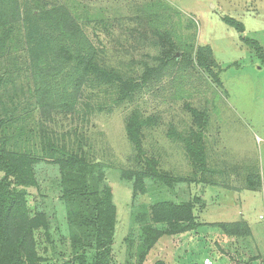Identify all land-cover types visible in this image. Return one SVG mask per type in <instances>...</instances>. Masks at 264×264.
Segmentation results:
<instances>
[{
	"label": "rangeland",
	"instance_id": "1",
	"mask_svg": "<svg viewBox=\"0 0 264 264\" xmlns=\"http://www.w3.org/2000/svg\"><path fill=\"white\" fill-rule=\"evenodd\" d=\"M19 3L24 16L29 11L68 8L95 44L100 64L125 78H140L148 69L155 70L147 85L124 103H115V89L86 85L72 113H43L24 80L0 92V115L8 119L2 135L12 139L9 144L14 150L39 160L33 165L37 185L13 187L27 194L30 209L44 214L49 224L50 241L42 233L37 238L39 252L47 257L44 264H78L62 199V171L47 156L44 142L48 140L59 150L84 155L97 164L93 175H102L99 190H111L116 209L111 264H264V63L241 40L256 39L264 55V0ZM225 16L243 24L242 36L223 21ZM166 38L174 42L173 49ZM206 46L219 67L212 68L216 76L186 55ZM19 51L1 58L2 71L8 64L15 65L18 57L20 63L26 61L25 50ZM192 109L208 114L204 131L208 183L200 182L202 176L179 139L197 131ZM133 112L152 119L143 129L145 158L156 160L161 173L183 182L168 187L147 179L145 191L134 193L131 173L143 165L136 161L126 134ZM255 172L261 177V191H242L247 188L246 177ZM212 187L216 200L198 218L203 225L176 236L163 235L149 248L148 228L167 229L152 222L154 205L187 202ZM242 213L252 228L251 238L237 240L209 225L237 222ZM86 251L92 264L95 250L90 246Z\"/></svg>",
	"mask_w": 264,
	"mask_h": 264
},
{
	"label": "trees",
	"instance_id": "2",
	"mask_svg": "<svg viewBox=\"0 0 264 264\" xmlns=\"http://www.w3.org/2000/svg\"><path fill=\"white\" fill-rule=\"evenodd\" d=\"M223 21L242 36L245 31L242 23L227 16ZM165 40L171 42L173 49L174 42L169 38ZM241 40L253 48L264 63L259 41L243 37ZM21 47L27 59L20 63L18 57L13 62L15 65L8 64L5 70L0 69V92L10 84L16 86L18 80H24V87H30L28 94L45 114H51L52 111L72 113L86 85L115 89V103L130 101L147 85L150 74L155 72L148 69L140 78H125L115 70L102 66L95 44L68 8L58 7L39 14L29 11L24 16L19 0H0V61L1 58L13 57L20 52ZM186 55L198 67L215 75L212 68L218 66L209 46L200 47L194 54ZM191 113L197 131L188 137L179 136V139L202 176L200 182L208 183L205 177L208 169L204 145L208 114L196 109H192ZM151 122V118H142L139 112H133L126 122V134L136 153L135 159L143 165L141 170L131 173L134 193L145 191L147 179L160 181L168 187L183 182L161 173L156 160L145 158L143 129ZM7 124L8 119L0 115V172L3 173V177H0V264H44L47 257L39 252L37 238L42 233L50 241L49 224L44 214L30 209L27 194L13 187V184L22 188L37 185L33 165L39 160L10 146L12 139L2 135ZM44 145L47 156L62 171V199L68 211L74 259L78 264H89L86 250L92 246L95 250L92 264H111L116 209L111 190L101 192L98 188L102 175L97 178L93 175L97 164L89 162L84 155L59 150L49 140ZM245 184L249 191L262 189L261 177L257 172L249 174ZM200 201V197L196 196L183 203L164 201L154 205L152 222L166 225L167 229L161 232L148 228L152 234L147 238L149 248L155 246L163 235L176 236L195 231L203 225L198 222L195 211ZM209 225L237 240L252 237V229L246 222Z\"/></svg>",
	"mask_w": 264,
	"mask_h": 264
},
{
	"label": "crops",
	"instance_id": "3",
	"mask_svg": "<svg viewBox=\"0 0 264 264\" xmlns=\"http://www.w3.org/2000/svg\"><path fill=\"white\" fill-rule=\"evenodd\" d=\"M214 189L215 188L212 187V188H208V189L203 190V191L201 190L200 196H198V197H200L201 201L197 205L199 210L196 213L199 218H200L201 213L204 212L208 208V206L210 204V201H212V200L215 201L216 200V196L214 195V192H215ZM241 189H242V191L248 190L247 188H241ZM209 195H211V196H209ZM237 222H246V223L249 224L247 218L245 217V215L243 213L240 214L239 220ZM252 237H253V231H252ZM208 262H210V261H208ZM209 264H212V263L210 262Z\"/></svg>",
	"mask_w": 264,
	"mask_h": 264
},
{
	"label": "built area",
	"instance_id": "4",
	"mask_svg": "<svg viewBox=\"0 0 264 264\" xmlns=\"http://www.w3.org/2000/svg\"><path fill=\"white\" fill-rule=\"evenodd\" d=\"M262 218H264V217H262Z\"/></svg>",
	"mask_w": 264,
	"mask_h": 264
}]
</instances>
